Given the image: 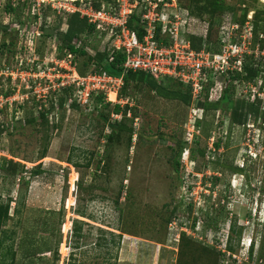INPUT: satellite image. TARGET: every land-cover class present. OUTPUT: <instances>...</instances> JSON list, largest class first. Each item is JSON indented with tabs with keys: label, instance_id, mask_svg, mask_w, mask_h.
Returning <instances> with one entry per match:
<instances>
[{
	"label": "rangeland",
	"instance_id": "obj_1",
	"mask_svg": "<svg viewBox=\"0 0 264 264\" xmlns=\"http://www.w3.org/2000/svg\"><path fill=\"white\" fill-rule=\"evenodd\" d=\"M71 1L0 0V118L28 122L0 133V195L13 200L12 219L0 233V264L11 263V249L15 264H264V128H238L212 108L202 115L137 82L124 92L127 115L113 113L118 103L106 108L94 99L86 109L70 108L69 94L50 91L45 99L33 93L29 72L44 68L57 82L73 67L50 35L66 31ZM197 1L179 0L184 36H202L210 21L216 42L229 16L202 14L206 0ZM223 3L234 8L235 19L247 10L256 34L264 33L261 0ZM17 26L21 32L13 30ZM90 41L94 52L106 46L97 33ZM75 60L80 76L94 70L87 55ZM60 96H68L67 108L54 111ZM42 110L49 112V125L37 120ZM109 113L106 123L100 115ZM195 116L203 119L194 126ZM11 160L27 181L38 168L46 174L24 185L21 177L4 176ZM75 220L82 222L81 238L74 236Z\"/></svg>",
	"mask_w": 264,
	"mask_h": 264
},
{
	"label": "built area",
	"instance_id": "obj_2",
	"mask_svg": "<svg viewBox=\"0 0 264 264\" xmlns=\"http://www.w3.org/2000/svg\"><path fill=\"white\" fill-rule=\"evenodd\" d=\"M41 1L45 3V0ZM47 1L51 3L54 0ZM71 2L74 4L71 12L79 13L95 27L100 36L106 37L103 50L109 52V61H113V55L116 53L124 55L123 76L132 71L148 73L160 82L174 79L191 90L195 104L203 101L207 92L210 93L211 99L218 98L231 81L238 97L251 102H261V109L264 111V33L256 35L252 15L244 26L232 24L222 27L218 49L205 43L203 49L197 51L193 48L191 40L183 36L185 26L179 0H112L102 2L98 7L95 0ZM134 14L138 15L144 30L142 38L129 28L130 19ZM159 27L160 40L157 36ZM164 39L168 40V43H165ZM87 51L92 56L96 55L91 47H87ZM75 59L76 55L66 53L64 63L73 67L69 70L70 73L57 75V82L50 75H46L44 68L40 67L37 73L29 72L28 75L36 84L33 93L39 97L43 93V97L47 99L50 91L53 94L69 92L70 104L75 103L84 109L91 106L93 100L100 95H103L108 103H129V98L120 97L124 86L123 76H112L105 70L95 69V65L89 74L80 76L76 70ZM35 62L32 60L28 63L34 65ZM248 68H260L261 71L250 79ZM112 95L115 98H112ZM57 110L58 100L54 111ZM192 110L204 114V110L199 107L194 106ZM118 117L120 116H116ZM199 119H202V116H195L194 126ZM248 128L255 129V125L250 124ZM178 235L177 233L175 239L177 241L181 237Z\"/></svg>",
	"mask_w": 264,
	"mask_h": 264
},
{
	"label": "trees",
	"instance_id": "obj_3",
	"mask_svg": "<svg viewBox=\"0 0 264 264\" xmlns=\"http://www.w3.org/2000/svg\"><path fill=\"white\" fill-rule=\"evenodd\" d=\"M190 1L191 3L198 2L197 0H187ZM101 4V3H100ZM100 4H96V6H100ZM202 14H210L214 16H229L228 18H224V22L221 21V27H229L232 24H239L240 26H244V24L247 22L248 19V11L244 10L242 14H240L239 19H235L234 14L235 12L234 8H230L226 6L223 3V0H206V4L202 6L201 8ZM182 17L184 20V26L186 27L187 22L184 19V10H181ZM229 13V14H228ZM228 14V15H227ZM187 15V14H186ZM237 15V14H236ZM257 16V13H255V17ZM187 18V16H185ZM191 21V19H190ZM189 21V24H190ZM223 24V26H222ZM191 25V24H190ZM215 24L213 22H205L203 24V34L202 36H191V42L193 45V48L197 51H201L204 47V44H210L211 46H214L215 49L219 48V44L221 41V38L216 39L217 41L214 42L212 40V32L215 29L214 28ZM21 27V26H20ZM20 27L17 26V28H13L14 31L20 32ZM184 27V29H185ZM189 27V25H188ZM129 28L136 31L138 33V36L142 38L144 35V30L140 25L138 15L134 14L132 18L130 19L129 22ZM8 31H12L11 28H4ZM28 29V27H26ZM183 29V31H184ZM222 29V28H221ZM97 33L95 31V27L91 25L87 19L82 18L79 13H74L69 17L68 23H67V29L65 32H60L56 34H50L54 35L60 43V49L61 51H65L66 53H72L77 56H86L88 58V64L90 65H95V69L98 70H105L107 71L110 75L115 76V77H121L123 76V69L122 65L125 61V57L122 53H116L114 54V59L113 61H109L110 59V54L107 50H98L96 52L95 56H92L88 51L87 47H90V39L91 36ZM256 33V32H255ZM98 34V33H97ZM257 35V34H256ZM157 36L158 39H161V28L159 27L157 30ZM184 36V33H183ZM258 36V35H257ZM256 36V39L258 40V37ZM90 38V39H89ZM165 43H168V40L164 39ZM249 71V76L250 79L256 77L259 74V71H261L260 68H248ZM124 86L122 88L120 97L121 98H129L128 96L124 95V92H126L127 88L130 86L132 82H137L146 85L149 87L152 91H154L159 97L170 100V101H180L184 103L187 106H193L199 107L201 109L205 110L212 108L216 111L223 112L228 114L231 119L232 123L236 125L238 128H247L250 124H254L255 127L258 126L259 129L264 128V111L261 109V102H251L246 98L238 97L236 94V88L230 81L227 85L226 88L222 90L220 96L216 99H211L210 95H206L203 101L198 102L197 104L193 103L192 100V94L191 90L184 86L182 83L179 81H176L174 79H165L163 81H158L156 80L153 76H151L148 73L145 72H128L124 76ZM167 80H174L176 81L180 86L185 87L187 90L186 92H183L181 90H172L168 88ZM66 94H69V92H66ZM66 98L60 96L58 99V106L59 110L63 109L66 110L67 108V97ZM95 101L100 104L102 107L103 104L106 105V108H109L111 106V103H105L104 96L100 95L95 98ZM54 107L52 106V109L55 110V104L53 103ZM70 108H82L79 105L75 103L69 104ZM127 108V109H126ZM83 109V108H82ZM128 110V106L126 105L121 106L120 104L114 105V114L121 115L125 114L127 115V112L124 113V111ZM100 113V112H99ZM111 116V113H109L107 116H103V114L100 115L103 120L108 123L109 122V117ZM203 119V118H202ZM202 119H199L197 121V124L199 121H202ZM0 118V133L1 135L5 133V131H8L10 129L16 128L17 124L19 127L25 126L28 122L27 120H19V121H11V122H1ZM37 120L41 121L43 124L49 125L50 120H49V112L48 111H43L39 113V117ZM17 123V124H16ZM110 123V122H109ZM112 127V132L110 134V138L114 135L115 133V127L116 124L111 125ZM120 128L125 129L128 131L131 136L134 135V129L133 128H126L123 125H120ZM217 147H219V144H217ZM48 149V148H47ZM47 150L43 152V158L46 157ZM70 164H72L70 162ZM77 165V164H76ZM75 166V165H74ZM21 165L19 163L14 162L13 160L9 161L2 169L4 176L5 177H21V181H23L24 185H30V181L35 179L36 177H40L46 174V171L44 170H39V168L35 171L30 172V179L27 181L25 180V174L26 171H23L20 169ZM78 167V165L76 166ZM244 168H237L236 171H242ZM78 188L82 186L80 182L77 183ZM12 199L9 198L7 202L2 201V196L0 195V233H6L2 231V228L5 227L8 222L12 219L11 217V203ZM81 214L80 216L85 217L84 212H79ZM82 222L79 220L74 221V236L81 238L82 237V227L81 224ZM232 232L235 233V226L231 228ZM113 235V242L112 243H117L115 241V238L117 237L115 234ZM119 241H121L122 236L119 235ZM4 239L5 238H0V247L4 245ZM174 240V239H173ZM233 240V236H230L228 238V242L231 245V242ZM230 248V247H229ZM232 248H230L231 250ZM11 263L10 264H15V253L12 252L11 249ZM250 256H253V248H251L250 251Z\"/></svg>",
	"mask_w": 264,
	"mask_h": 264
},
{
	"label": "bare ground",
	"instance_id": "obj_4",
	"mask_svg": "<svg viewBox=\"0 0 264 264\" xmlns=\"http://www.w3.org/2000/svg\"><path fill=\"white\" fill-rule=\"evenodd\" d=\"M264 3V0H261ZM115 98V96H113Z\"/></svg>",
	"mask_w": 264,
	"mask_h": 264
},
{
	"label": "clouds",
	"instance_id": "obj_5",
	"mask_svg": "<svg viewBox=\"0 0 264 264\" xmlns=\"http://www.w3.org/2000/svg\"><path fill=\"white\" fill-rule=\"evenodd\" d=\"M242 168H244V167H242Z\"/></svg>",
	"mask_w": 264,
	"mask_h": 264
}]
</instances>
